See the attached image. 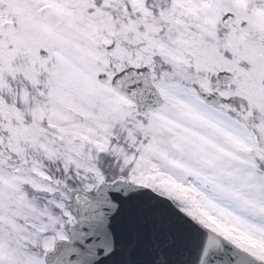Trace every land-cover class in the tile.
<instances>
[{
    "label": "snow or ice",
    "instance_id": "obj_1",
    "mask_svg": "<svg viewBox=\"0 0 264 264\" xmlns=\"http://www.w3.org/2000/svg\"><path fill=\"white\" fill-rule=\"evenodd\" d=\"M0 264H264V0H0Z\"/></svg>",
    "mask_w": 264,
    "mask_h": 264
}]
</instances>
